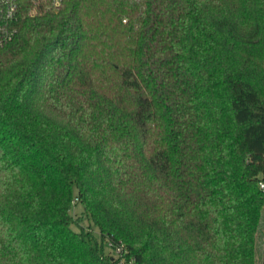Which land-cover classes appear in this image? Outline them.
<instances>
[{
    "label": "trees",
    "instance_id": "1",
    "mask_svg": "<svg viewBox=\"0 0 264 264\" xmlns=\"http://www.w3.org/2000/svg\"><path fill=\"white\" fill-rule=\"evenodd\" d=\"M51 4L0 44V264H264V0Z\"/></svg>",
    "mask_w": 264,
    "mask_h": 264
},
{
    "label": "built area",
    "instance_id": "2",
    "mask_svg": "<svg viewBox=\"0 0 264 264\" xmlns=\"http://www.w3.org/2000/svg\"><path fill=\"white\" fill-rule=\"evenodd\" d=\"M41 0H32L34 6ZM51 7L58 10L61 7V0H52ZM35 9V8H34ZM18 17V0H0V44L10 41L16 32L14 22ZM259 186L264 189L263 180L259 181ZM108 248L113 251L115 261L113 264H135L133 259L126 260L124 253L126 250L122 243H107Z\"/></svg>",
    "mask_w": 264,
    "mask_h": 264
},
{
    "label": "rangeland",
    "instance_id": "3",
    "mask_svg": "<svg viewBox=\"0 0 264 264\" xmlns=\"http://www.w3.org/2000/svg\"><path fill=\"white\" fill-rule=\"evenodd\" d=\"M48 7V6H46ZM37 9H32V12L36 13ZM260 179H262V177L260 176ZM263 182H264V175H263ZM76 190V187L73 186V192ZM73 204L71 207V215L74 219V224H73V228L76 231H79L80 229H82L83 231H91L93 233V235L95 237L98 238V229L97 227L90 222V220L87 218L86 214L83 213V205L81 202H78V200L76 199V197H74L73 199ZM264 233V207L261 213V217H260V222H259V227H258V231H257V247H258V252L260 253V241L262 239ZM109 250L108 245H105V252L107 253ZM111 253L113 254V251H111ZM114 255V254H113Z\"/></svg>",
    "mask_w": 264,
    "mask_h": 264
}]
</instances>
